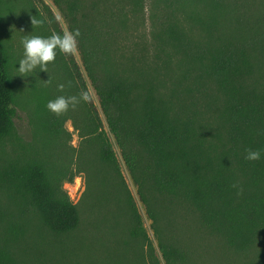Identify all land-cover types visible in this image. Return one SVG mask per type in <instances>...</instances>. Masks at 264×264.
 Returning <instances> with one entry per match:
<instances>
[{
  "label": "trees",
  "instance_id": "1",
  "mask_svg": "<svg viewBox=\"0 0 264 264\" xmlns=\"http://www.w3.org/2000/svg\"><path fill=\"white\" fill-rule=\"evenodd\" d=\"M50 1L68 30L81 33L82 70L56 56L69 95L90 98L59 116L39 102L34 124L46 137L66 133L63 123L72 119L80 138L74 159L25 141L0 41V264L24 263L30 216L57 235L79 227L80 210L64 184L80 171L95 184L88 207L115 203L125 243H141L147 264L190 263L188 251L157 227L156 243L149 238L110 136L155 224L157 204L184 205L229 249L260 243L264 155H244L246 148L264 153V0ZM52 32L61 30L54 25L46 36ZM99 231L96 222L93 234Z\"/></svg>",
  "mask_w": 264,
  "mask_h": 264
},
{
  "label": "rangeland",
  "instance_id": "2",
  "mask_svg": "<svg viewBox=\"0 0 264 264\" xmlns=\"http://www.w3.org/2000/svg\"><path fill=\"white\" fill-rule=\"evenodd\" d=\"M148 3L146 4V27H149ZM31 17L44 19L40 26L31 25ZM56 25L61 32L68 29L66 20L59 9L50 0H0V41L5 48L11 87L16 109L15 126L25 141L37 144L49 143L56 157L75 158V149L80 138L74 129L72 119L63 123L66 133L59 137H46L36 130L34 122L43 111L39 109L40 100L47 103L57 96H70L67 77L56 59L48 64L47 72L38 68L27 77L16 75L15 64L22 58L21 40L25 36H46ZM22 30V31H21ZM65 60H73L82 70L78 50L73 55L63 54ZM18 67V64L16 65ZM45 80H48L46 82ZM58 83H65L63 90ZM92 98L96 96L88 84ZM78 104L69 110L76 111ZM120 164L121 174L130 190L139 214L142 217L149 238L156 243L153 226L163 237L178 241L187 251L189 264H259L260 255L264 254V239L246 251L229 249L224 240L211 234L200 224L197 215L184 205L162 202L156 206V224L148 216L146 205L141 201L120 151L110 136ZM60 149L62 151L58 152ZM75 169L73 164L72 169ZM73 169V170H74ZM94 182L80 171L73 182H66L64 189L75 203L81 214V224L73 232L57 235L50 233L35 218L28 217V241L22 254L23 264H147L142 256L143 245L130 241L121 232L117 221L121 219L116 204L90 209L85 196L94 188ZM98 189V188H96ZM89 208V209H88ZM89 210L92 212L90 213ZM102 219V221H100ZM99 222L100 231L93 234V226ZM155 224V225H154Z\"/></svg>",
  "mask_w": 264,
  "mask_h": 264
},
{
  "label": "clouds",
  "instance_id": "3",
  "mask_svg": "<svg viewBox=\"0 0 264 264\" xmlns=\"http://www.w3.org/2000/svg\"><path fill=\"white\" fill-rule=\"evenodd\" d=\"M32 28L40 26L45 23L44 19H36L31 17ZM22 31V30H21ZM81 33L78 28L71 30L65 29L61 33L52 32L47 36L32 35L25 36L21 40L23 48L22 58L14 65L16 75L20 77H27L31 75L37 68L41 71L47 72L48 64L53 62L57 53L73 55L77 52L78 38ZM18 64V67L16 65ZM48 82V80H45ZM71 86V82L67 83ZM66 87L65 83H58L57 88L63 90ZM89 94L86 91H81L79 96H57L54 99L48 100L46 108L51 113L59 116L66 112L69 107H75L80 101L87 102ZM264 155L261 150L245 149L244 159L247 161H257Z\"/></svg>",
  "mask_w": 264,
  "mask_h": 264
}]
</instances>
